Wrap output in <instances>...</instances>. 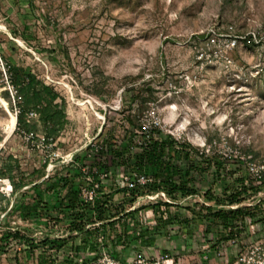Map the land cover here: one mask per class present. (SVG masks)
<instances>
[{"label":"rangeland","instance_id":"374dc122","mask_svg":"<svg viewBox=\"0 0 264 264\" xmlns=\"http://www.w3.org/2000/svg\"><path fill=\"white\" fill-rule=\"evenodd\" d=\"M213 29L238 40L231 61L222 56L223 45L207 50ZM8 64L36 73L66 99L69 122L56 142L20 131L18 121L13 127L18 105ZM150 88L157 101L139 112ZM132 116L141 125L157 119L166 134L211 158L248 156L251 176L260 182L264 0H0V161L13 155L23 172L6 177L22 186L10 204L0 203V220L8 215L7 224L0 221V264H93L105 257L123 264H264V223L258 221L264 205L230 236L202 210V204L220 208L205 195L210 173L196 175L202 193L177 201L153 193L131 204L117 193L130 170L113 164L111 155L100 157L107 160L100 169L88 146L108 140L120 146L130 135L145 140ZM99 172L98 198L113 195L126 210L114 225L96 220L89 232L72 234L69 188L83 200L82 189L92 188L88 178ZM224 184L212 186L214 192ZM262 199L264 190L240 206ZM17 227L35 247L7 237Z\"/></svg>","mask_w":264,"mask_h":264},{"label":"trees","instance_id":"16d2710c","mask_svg":"<svg viewBox=\"0 0 264 264\" xmlns=\"http://www.w3.org/2000/svg\"><path fill=\"white\" fill-rule=\"evenodd\" d=\"M8 70L11 83L16 90L18 129L33 136L43 133L46 144L56 142L69 122L66 99L60 96L53 85L45 83L36 73L27 71L22 65L8 64ZM150 91V98L142 97L139 112L148 107L151 99L157 101L156 90L150 88ZM5 95L11 99L10 90H7ZM130 121L136 122L142 129L139 118L132 116ZM88 148L94 151V161L100 169L102 166L105 167L107 162L105 158L100 157L111 155L113 157L111 162L113 164L118 161L123 162L130 170L127 173L140 172L151 175L149 171L154 172L153 176L151 175L154 180L146 185L117 189V193L123 194L126 201L131 204L145 194L165 193L173 201L200 194L203 188L197 184L196 175L207 172L212 175V186L222 182L225 184L222 185L220 194H216L212 186L205 191L208 200L215 201L220 208L202 204V210L206 211L209 217L220 221L223 227L228 228L230 236L238 235L244 229L247 217L256 216L255 209L264 205V199H262L258 204L240 206L264 190V175L258 182V179L251 176L247 162L239 158L231 160L218 156L211 158L206 152H200L190 143L183 142L172 134H166L159 127L154 128L145 140H137L136 136L130 135L120 146L117 142L108 140L102 144H90ZM134 149L137 152L133 156ZM196 157H201V160H196ZM16 172L23 175L18 159L13 155L0 161V179L11 178ZM100 175V172L94 174V179L100 181ZM62 181L63 185L68 187L70 176H66ZM13 186L16 194L21 189L22 182L18 183L14 179ZM79 192L71 187L67 194L66 207L76 218L70 228L72 234L89 232L88 225L90 223L95 225L96 220L114 225L117 215L126 210L124 204H114L113 195L104 194L95 202L86 203L81 199ZM11 200L10 196L0 191L1 204L5 201L10 204ZM229 205L239 206L227 208L226 206ZM189 210L196 212L192 207H189ZM7 216L0 221L7 224ZM258 221L264 223V216ZM15 230L16 232L9 231L7 237H13L19 241L24 239L35 247L32 238L25 236L19 227ZM1 250L2 246H0V253Z\"/></svg>","mask_w":264,"mask_h":264},{"label":"built area","instance_id":"2783aa9c","mask_svg":"<svg viewBox=\"0 0 264 264\" xmlns=\"http://www.w3.org/2000/svg\"><path fill=\"white\" fill-rule=\"evenodd\" d=\"M228 38L225 39L222 34H219L215 29L213 30H208V36H207V50H211L212 48L223 45L225 48L222 52V56L227 60L228 62L231 61V50L234 49V47L237 44V39L233 36H227ZM205 50V51H207ZM203 55V54H202ZM208 56V55H207ZM209 56H212V54H209ZM152 112L149 111V115ZM32 115H37V114H32ZM150 117V116H149ZM159 127L160 128V123L157 121V119H146L145 121L143 120L142 122V131L143 134L145 135V138H148L153 129ZM17 129V126H16ZM210 151V149H208ZM207 151V152H208ZM230 157H237L241 160H244L249 163V159L247 158L248 156H241V155H230ZM252 159V157H251ZM251 161V160H250ZM249 167V165H248ZM250 169V168H249ZM259 176L264 175V171L259 170L258 172ZM109 174L105 173L103 174V177H108ZM91 183H92V188L91 189H82V198L84 202L86 203H92L95 202V200L98 198V191L97 189L102 186V179L100 181H96L95 179L91 180V178H88ZM154 178L151 175L145 174V173H140V172H135V173H125L123 174L122 178V185L121 187H129V188H135L137 186H143L148 184L149 182H152ZM2 187L0 188V191L7 196H14V186L13 182L10 178H3L0 179ZM93 264H123L117 261L114 258H101L98 260H95ZM129 264V263H128ZM134 264H149L145 262L144 260H139L137 263Z\"/></svg>","mask_w":264,"mask_h":264},{"label":"bare ground","instance_id":"6f19581e","mask_svg":"<svg viewBox=\"0 0 264 264\" xmlns=\"http://www.w3.org/2000/svg\"><path fill=\"white\" fill-rule=\"evenodd\" d=\"M17 121H18L17 116H15L13 119V127H16Z\"/></svg>","mask_w":264,"mask_h":264}]
</instances>
